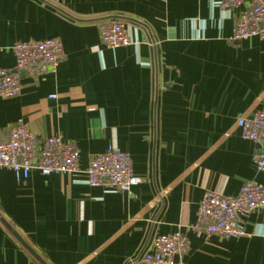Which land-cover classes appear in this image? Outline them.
I'll list each match as a JSON object with an SVG mask.
<instances>
[{
	"label": "crops",
	"instance_id": "crops-1",
	"mask_svg": "<svg viewBox=\"0 0 264 264\" xmlns=\"http://www.w3.org/2000/svg\"><path fill=\"white\" fill-rule=\"evenodd\" d=\"M246 8L211 0H0V69L17 41L60 39L55 72L27 69L0 97V128L78 148L79 171L16 176L0 168V214L48 264H136L156 235L180 229L185 264H264V208L231 239L187 230L205 190L235 196L259 144L239 118L264 110V40L231 39ZM123 24L132 44L109 48L99 26ZM51 95H54L52 97ZM114 145L140 182L129 193L90 186L82 170ZM0 264H40L0 222Z\"/></svg>",
	"mask_w": 264,
	"mask_h": 264
},
{
	"label": "built area",
	"instance_id": "built-area-1",
	"mask_svg": "<svg viewBox=\"0 0 264 264\" xmlns=\"http://www.w3.org/2000/svg\"><path fill=\"white\" fill-rule=\"evenodd\" d=\"M220 9L231 10L246 4L236 20L231 39L243 40L258 37L264 40V0H211ZM102 43L109 47L132 44L123 24L107 20L99 26ZM15 58L14 71L0 69V97L19 95L21 84L18 72L27 69L55 72L64 56L60 39L46 38L17 41L12 46ZM54 97V95H51ZM240 135L259 144L253 154L254 168L264 172V110L239 118ZM78 148L74 142L61 136L45 137L36 146V136L28 124L19 120L5 136L0 128V168L12 170L24 177L32 170L43 175L72 174L79 171ZM90 186H106L129 193L140 178L132 172L130 155L111 145L104 152L89 158L82 170ZM264 208V186L252 180L244 181L235 196H226L213 190L202 194L195 222L188 231L217 235L223 239L237 238L244 233V218ZM189 250L188 238L180 229L170 234L156 235L136 258V264H185L183 258Z\"/></svg>",
	"mask_w": 264,
	"mask_h": 264
},
{
	"label": "water",
	"instance_id": "water-1",
	"mask_svg": "<svg viewBox=\"0 0 264 264\" xmlns=\"http://www.w3.org/2000/svg\"><path fill=\"white\" fill-rule=\"evenodd\" d=\"M23 71L20 70L19 75L22 74ZM10 72H15L14 70ZM0 222L2 225L22 244V246L40 263V264H48L19 234L18 232L11 226V224L0 214Z\"/></svg>",
	"mask_w": 264,
	"mask_h": 264
}]
</instances>
